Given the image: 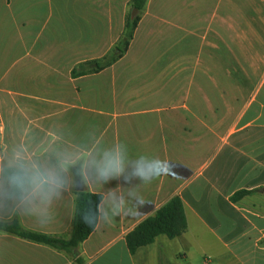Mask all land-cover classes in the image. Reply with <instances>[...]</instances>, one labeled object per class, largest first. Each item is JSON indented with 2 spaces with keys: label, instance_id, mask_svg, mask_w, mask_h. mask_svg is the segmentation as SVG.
Segmentation results:
<instances>
[{
  "label": "crops",
  "instance_id": "obj_1",
  "mask_svg": "<svg viewBox=\"0 0 264 264\" xmlns=\"http://www.w3.org/2000/svg\"><path fill=\"white\" fill-rule=\"evenodd\" d=\"M131 1L0 0V165L18 145H47L118 147L165 166L147 184L125 182L131 164L107 182L84 169L81 182L78 162L43 219L0 201V224L68 239L78 182L103 195L99 209L144 194L134 215L98 220L77 247L0 226V264H264V0H148L127 52L73 76L113 48ZM174 196L187 230L130 253L126 235Z\"/></svg>",
  "mask_w": 264,
  "mask_h": 264
},
{
  "label": "clouds",
  "instance_id": "obj_2",
  "mask_svg": "<svg viewBox=\"0 0 264 264\" xmlns=\"http://www.w3.org/2000/svg\"><path fill=\"white\" fill-rule=\"evenodd\" d=\"M85 149L86 146L77 152H68L58 146L42 145L37 154L29 155L24 146L18 145L5 155L0 165V201H11L27 214L46 218L47 205L68 187L67 173L78 162L80 174L89 169L98 181L105 182L124 175L129 164L132 168L124 175L125 182L136 179L147 184L165 174L163 161L151 154L132 159L118 147ZM127 195L132 200L130 205L122 197L112 194L98 213H85L84 222L94 228L98 220L110 224L117 216L134 215L135 204L144 198V194L133 188Z\"/></svg>",
  "mask_w": 264,
  "mask_h": 264
},
{
  "label": "trees",
  "instance_id": "obj_3",
  "mask_svg": "<svg viewBox=\"0 0 264 264\" xmlns=\"http://www.w3.org/2000/svg\"><path fill=\"white\" fill-rule=\"evenodd\" d=\"M148 0H132L131 9L126 18L125 26L120 38L113 48L101 58H96L77 64L72 70L73 76H80L89 73H95L109 67L120 59L128 50L129 45L134 37L135 30L141 18ZM137 8V13L132 16V9ZM76 178L83 182V176L76 173ZM247 191H241L243 194ZM103 195L87 189L75 192V212L72 224V230L68 239L40 234L28 231L19 224L18 221L3 223L0 226L16 235L49 244L56 248L66 249L77 247L96 229V226L90 227L83 220L85 213H98ZM187 218L185 215L183 201L180 196H174L156 212L143 221H141L125 237L127 247L130 253H134L140 246L152 243L157 236L165 234L169 238L180 236L187 230Z\"/></svg>",
  "mask_w": 264,
  "mask_h": 264
},
{
  "label": "water",
  "instance_id": "obj_4",
  "mask_svg": "<svg viewBox=\"0 0 264 264\" xmlns=\"http://www.w3.org/2000/svg\"><path fill=\"white\" fill-rule=\"evenodd\" d=\"M137 11H138L137 8H134V9L132 10V16H134V15L137 13ZM77 190H78V191L83 190V186H82L81 182H78Z\"/></svg>",
  "mask_w": 264,
  "mask_h": 264
}]
</instances>
